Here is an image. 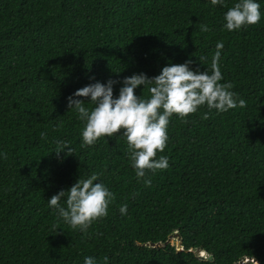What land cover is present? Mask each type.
I'll return each instance as SVG.
<instances>
[{
    "label": "trees",
    "instance_id": "trees-1",
    "mask_svg": "<svg viewBox=\"0 0 264 264\" xmlns=\"http://www.w3.org/2000/svg\"><path fill=\"white\" fill-rule=\"evenodd\" d=\"M236 2L0 0V264H264V0L257 24L228 31L223 16ZM218 42L220 83L246 106L173 114L156 157L169 167L147 174L150 187L122 133L82 146L84 122L67 107L77 89L111 78L118 96L124 77L188 59L210 72ZM57 142L73 154L58 157ZM93 173L115 199L87 232L73 230L48 199ZM175 231L182 251L166 243Z\"/></svg>",
    "mask_w": 264,
    "mask_h": 264
},
{
    "label": "clouds",
    "instance_id": "clouds-1",
    "mask_svg": "<svg viewBox=\"0 0 264 264\" xmlns=\"http://www.w3.org/2000/svg\"><path fill=\"white\" fill-rule=\"evenodd\" d=\"M210 3L212 6L224 5V0H210ZM261 15L260 4L256 0H237L224 13L223 26L228 31L239 30L257 24ZM200 30L207 32L209 28L201 24ZM215 47L210 72L201 71L199 66L194 70L190 67L194 61L188 59L182 64L166 65L159 75L152 77L143 72L124 77L118 96L114 95L113 86L121 81L111 78L106 83L96 81L77 89L67 98V107L75 109L78 118L84 122L82 146H92L101 137L122 133L128 144L129 159L137 180L143 179V183L150 187L151 180L146 178L147 174H155L169 167L168 157H156L157 152L165 150L167 127L173 114L184 119L203 106L209 111L215 109L221 113L246 106V102L231 91L233 85L230 82L220 83L223 77L219 59L223 42H218ZM207 59L205 56L198 57L201 65ZM141 85L148 88L149 98L142 99L135 94L134 90ZM85 101H89L93 107H85ZM203 118L207 119L208 113ZM40 135L41 138L47 137L45 132ZM57 145L53 152L58 157L61 152L73 154L67 142H57ZM98 180V173L78 179L69 189H62L52 195L48 199V206L73 230L87 232L94 222L108 215L109 205L115 199L114 194ZM65 197L66 206H63L61 200ZM119 211L126 215L127 204L121 205ZM84 264H96L95 258L85 257ZM104 264H108L107 256L104 257Z\"/></svg>",
    "mask_w": 264,
    "mask_h": 264
},
{
    "label": "water",
    "instance_id": "water-1",
    "mask_svg": "<svg viewBox=\"0 0 264 264\" xmlns=\"http://www.w3.org/2000/svg\"><path fill=\"white\" fill-rule=\"evenodd\" d=\"M173 238H175V239H177V243H176V247H177V249L179 250V251H182V250H184V246H183V244H182V242H183V238H182V235L179 233V231H175L174 233H172L171 235H170V237L168 238V240L166 241V243H169V242H171V240L173 239ZM153 245H155V244H150V246H153ZM158 245H161V243H158ZM194 252H195V254L197 255V256H199L200 258H202V259H213V256L211 255V254H209L207 251H205V250H202V249H200V248H194V249H192ZM191 250V251H192Z\"/></svg>",
    "mask_w": 264,
    "mask_h": 264
},
{
    "label": "rangeland",
    "instance_id": "rangeland-1",
    "mask_svg": "<svg viewBox=\"0 0 264 264\" xmlns=\"http://www.w3.org/2000/svg\"><path fill=\"white\" fill-rule=\"evenodd\" d=\"M173 243H177V239H175V238H173L172 240H171Z\"/></svg>",
    "mask_w": 264,
    "mask_h": 264
}]
</instances>
